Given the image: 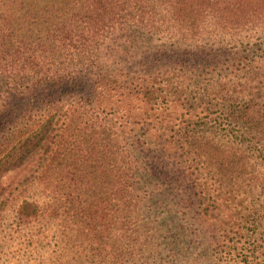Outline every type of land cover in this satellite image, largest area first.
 Returning <instances> with one entry per match:
<instances>
[{"label":"trees","instance_id":"obj_1","mask_svg":"<svg viewBox=\"0 0 264 264\" xmlns=\"http://www.w3.org/2000/svg\"><path fill=\"white\" fill-rule=\"evenodd\" d=\"M0 264H264V0H0Z\"/></svg>","mask_w":264,"mask_h":264}]
</instances>
